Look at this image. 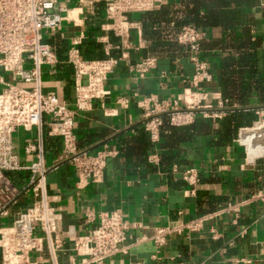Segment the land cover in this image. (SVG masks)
Instances as JSON below:
<instances>
[{"label": "crops", "instance_id": "1", "mask_svg": "<svg viewBox=\"0 0 264 264\" xmlns=\"http://www.w3.org/2000/svg\"><path fill=\"white\" fill-rule=\"evenodd\" d=\"M169 5L175 10L182 8L181 0H169L166 6ZM149 14L129 15L134 25L125 53L133 64L155 57L157 68L140 79L129 72L127 61L120 63L105 84L109 95L95 101L93 109L77 120L75 133L80 149L91 154L105 147L118 152L109 159L102 181L81 180L62 156L61 139L49 136L46 128L44 130L42 146L49 168L46 188L50 205L59 215L63 245L61 250L53 253L45 242L42 251L32 255V260L37 264H84L74 251V236L85 235L98 225L97 221H88L87 214L119 210L131 225L130 249L128 254L105 264H243L242 259L250 260L251 264H264V205L260 203L242 207L236 222L233 214L211 220L209 223L216 226L221 235L219 241L211 239L209 227L199 233L185 231L173 235L159 255L149 240L156 228L188 225L264 191V157L247 159L244 149L237 143L240 129L229 146L214 147L211 136L170 148L172 143L166 130H163L165 138L157 144L151 142L144 127L143 111L139 108V102L145 97L167 100L185 95L188 101L211 106L210 113L223 118L229 109L222 92L221 66L226 57L238 56L233 48H225L224 39H243L242 31L215 29L210 32L204 41L202 59L213 80L194 88V66L186 50L176 43L178 31L168 37L165 34L152 36L145 26ZM70 16L76 25H65L64 34L51 41L60 61L66 60L74 42H81L78 48L86 60L103 59L107 43H120V39L108 30L103 4L95 11L86 8L83 14L73 10ZM246 18L251 42L258 43L254 52L264 73V0H255ZM171 30L175 32L174 23ZM44 91L55 93L73 108L75 83L71 68L58 65L46 69ZM250 109L257 112L264 109V105L254 98ZM38 138L34 131L19 130L14 134L15 152L22 165L34 161L35 157L26 155L25 149L29 144H37ZM261 154L253 148L249 153L251 159ZM155 155L160 159L158 165L150 159ZM163 155L167 158L164 162ZM189 169L198 174L197 185L183 180V174ZM9 177L20 189V195L10 216L1 218V228L12 225L16 215L32 207L35 201L29 186V172L10 174Z\"/></svg>", "mask_w": 264, "mask_h": 264}, {"label": "built area", "instance_id": "2", "mask_svg": "<svg viewBox=\"0 0 264 264\" xmlns=\"http://www.w3.org/2000/svg\"><path fill=\"white\" fill-rule=\"evenodd\" d=\"M169 0H0V220L10 216L12 208L19 201L20 189L15 186L10 174L29 172V186L35 196L33 206L19 213L12 225L0 227V264H37L32 255L40 253L47 242L51 252L61 250L63 237L59 232V215L50 205L46 188L49 168L42 146L46 128L48 135L62 141V156L69 161L81 180L99 183L102 181L109 159L118 152L107 147L91 154L79 147L75 133L77 120L93 109L95 101L103 100L109 92L105 84L120 63L127 61L129 72L144 78L157 68V58L148 57L137 63L128 61L125 50L130 46V32L133 25L129 15L144 14L161 10ZM104 5L108 30L120 39L118 45L110 43L105 47V58L86 60L81 56L74 42L67 58L60 61L52 42L57 35H63L65 25H76L70 16L73 10L95 11ZM208 34L192 26L182 27L176 43L186 50L195 74L194 88L210 83L213 76L202 59L201 45ZM121 53V54H119ZM67 65L73 72L75 100L73 108L53 92L44 91L46 69ZM190 91V90H189ZM184 103V104H183ZM143 111L145 130L151 142L157 144L162 134L163 118L168 117L172 127H186L194 124L200 116L204 119H220L211 114V106H200L184 96L160 100L145 97L139 102ZM257 120L250 127L241 128L237 143L253 160L264 157V109L256 112ZM19 130L36 132L37 144H29L25 153L35 159L29 165H22L15 152L14 134ZM249 144V150L248 145ZM259 150L261 155L250 158V150ZM151 161L159 164L157 155ZM183 180L190 185L199 183L195 170L183 174ZM264 205V191H259L240 204H229L216 213L206 215L188 225H170L154 229L149 240L160 255L173 235L185 231L199 233L210 228L213 241L221 240L216 226L209 223L215 217L233 214L236 222L241 209L246 205ZM87 220L98 225L85 235H75L74 251L84 264H105L108 260L128 254L130 223L119 210L110 213L87 214ZM243 264H251L242 259ZM76 264V263H72Z\"/></svg>", "mask_w": 264, "mask_h": 264}, {"label": "trees", "instance_id": "3", "mask_svg": "<svg viewBox=\"0 0 264 264\" xmlns=\"http://www.w3.org/2000/svg\"><path fill=\"white\" fill-rule=\"evenodd\" d=\"M181 3V9L175 10L169 5L149 14L145 26L152 36H172L182 27L192 26L206 32L208 38L215 29L231 32L240 30L243 39H224L225 48H233L238 54L237 57H226L221 66L222 92L229 109L227 114L221 119H204L199 116L194 124L186 127H172L168 118L164 117L161 138L163 130L169 132L167 138L172 143L170 148L211 136L214 138V147L229 146L239 129L250 127L257 120L256 112L250 109L254 98L264 105V73L254 52L258 43L251 42L246 18L255 0H181ZM172 23L175 32L171 30ZM154 28L156 32H153ZM203 45L204 42L201 48ZM162 157L163 162L166 161L165 155Z\"/></svg>", "mask_w": 264, "mask_h": 264}, {"label": "rangeland", "instance_id": "4", "mask_svg": "<svg viewBox=\"0 0 264 264\" xmlns=\"http://www.w3.org/2000/svg\"><path fill=\"white\" fill-rule=\"evenodd\" d=\"M179 32V31H178ZM168 118V117H167ZM168 121H169V119H168Z\"/></svg>", "mask_w": 264, "mask_h": 264}]
</instances>
